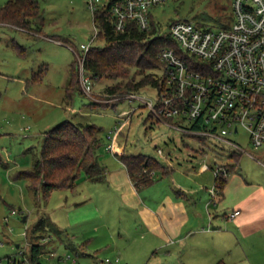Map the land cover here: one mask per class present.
<instances>
[{"label": "rangeland", "instance_id": "obj_1", "mask_svg": "<svg viewBox=\"0 0 264 264\" xmlns=\"http://www.w3.org/2000/svg\"><path fill=\"white\" fill-rule=\"evenodd\" d=\"M6 2L0 0V8ZM38 2L40 11L25 28L0 22V153L4 160L0 164V264H18L9 262V257L22 260L17 244L26 247L28 241L26 254L31 259L35 238H29L32 232L42 242L45 241L42 237H52L44 242L38 256L45 264H214L216 251L209 243L193 242L186 249L171 242L165 243V249L157 250L156 241L148 242L135 207L122 202L119 191L108 187L106 177L84 184L80 181L78 191L89 192V196H78V200L69 197L72 204L81 199H93L94 204L65 205L61 202L64 190H55L36 203L29 179L19 173L32 169L42 148L44 132L66 119L97 124L102 135L98 153L108 170L122 154L107 149L110 142L107 133L120 123L118 114L132 107L135 110L117 136V143L125 147V153L142 152L165 162L157 152V148H162L173 164L170 176L185 184L192 179L212 187L215 183L212 169L198 176L196 171L204 161L214 164L215 158L218 162H231L235 172L247 181L264 184V145L255 148L246 130L234 137L248 152L234 153L213 138L202 140L155 119L140 99L123 98L128 92L121 93L122 96L106 94V85L114 82L111 78L93 80L91 93H86L75 49L92 34L87 0ZM152 10L162 31H169V24L182 18L212 28L229 26L234 20L233 0H165ZM97 43L102 45L105 41L99 38ZM74 61L78 64L82 92L75 90L69 100L66 90ZM34 73L39 76L36 80ZM144 92L154 96L156 90L146 87ZM162 176L157 175L154 188L147 186L140 193L158 191L160 185L156 184L163 178L170 181ZM12 210L16 213L10 215ZM25 215L26 221L22 219ZM42 219L53 223V228L45 224L38 229ZM51 251L57 256H51ZM67 252L77 258L75 263L73 258L66 261L58 258ZM116 257L119 261L114 260ZM106 258L111 262H106Z\"/></svg>", "mask_w": 264, "mask_h": 264}, {"label": "built area", "instance_id": "obj_2", "mask_svg": "<svg viewBox=\"0 0 264 264\" xmlns=\"http://www.w3.org/2000/svg\"><path fill=\"white\" fill-rule=\"evenodd\" d=\"M164 2L87 0L92 14V34L87 42L75 49L86 93L90 94L93 89V79L84 69V60L90 47L99 39L96 13L107 8L118 32H124L131 23L141 30H149L152 20L156 21L153 7ZM233 13V22L219 28L204 26L188 18L173 21L169 31L178 49L165 46L158 52L162 67L157 78L164 81L162 89L154 96L131 91L123 98L140 99L155 119L185 133L213 138L233 152H248L234 135L244 129L255 148L264 145V0H233ZM134 110L132 107L121 111L118 114L120 123L107 133L110 140L107 149L114 154L125 153L124 147L117 143V136ZM157 152L171 164L162 148H157ZM200 168L213 171L215 183L211 192L214 197L218 196L217 182L222 178L228 180L236 170L228 160L218 162L216 158L214 164L204 161ZM239 212L236 209L231 216ZM15 213L16 210H12L10 215ZM25 234L27 236L28 232ZM28 245L29 241L26 247L18 246L22 260L9 257V262L31 264L26 254ZM51 256H57L56 252L51 251ZM58 258L77 261L71 254L62 258L58 255ZM114 260L119 261V257ZM105 261L111 262V259Z\"/></svg>", "mask_w": 264, "mask_h": 264}, {"label": "trees", "instance_id": "obj_3", "mask_svg": "<svg viewBox=\"0 0 264 264\" xmlns=\"http://www.w3.org/2000/svg\"><path fill=\"white\" fill-rule=\"evenodd\" d=\"M38 11V0H7L0 8V22L24 27ZM96 22L99 26V38H103L105 43H95L90 47L84 60L85 71L93 80L103 77L114 80L112 84L106 85V94L144 92L146 87H153L156 90L154 95H157L164 84V81L157 78L162 67L158 52L165 46L178 49L170 31H162L159 23L152 20L149 30H141L131 23L124 32H118L113 27L107 8L96 13ZM77 70L78 64L74 61L71 64L72 74L66 90L69 100L75 90L81 91ZM33 78L38 79V74L34 73ZM100 130L101 127L95 123H77L66 119L44 132L42 148L32 169L21 170L19 173L29 179L36 203L48 198L56 189L75 187L82 176L91 181L105 179L107 168L98 153L102 145ZM197 137L204 140L202 136ZM120 158L138 189L150 186L156 181L157 175H165L172 170L169 164L142 152L123 153ZM0 164H4L1 153ZM226 183L227 179L223 178L217 182L219 197L223 194ZM45 224L49 228L54 226L53 223L42 219L37 225L38 229ZM31 237L36 238V232H32L29 238ZM35 238L32 242L30 263L45 264L38 259L45 241L42 242L41 237L37 240ZM214 264L225 262L220 259Z\"/></svg>", "mask_w": 264, "mask_h": 264}, {"label": "crops", "instance_id": "obj_4", "mask_svg": "<svg viewBox=\"0 0 264 264\" xmlns=\"http://www.w3.org/2000/svg\"><path fill=\"white\" fill-rule=\"evenodd\" d=\"M165 164L168 165V162L165 161ZM169 166L172 167L171 172L162 177H169L170 181L163 178L156 184L160 185L156 188L158 191L150 190L145 194L140 193L141 190L134 185L120 156L107 170L108 187L119 191L122 202L135 207L149 237L148 242L156 241L157 250L165 249V243L171 242L186 249L193 242L196 245L209 243L215 247V261L222 259L225 264H264V184L251 183L243 175L233 172L223 194L214 197L211 187L202 182L191 179L190 183L185 184L178 181L176 176H170L172 162ZM207 170L199 166L196 174L202 175ZM80 181L84 184L91 180L82 176ZM154 184L150 185L151 189ZM56 190L65 191L61 202L70 207L94 204L93 199L70 203V195L74 200H78V196H89V192H79L77 185ZM236 209L240 212L231 216ZM22 219L26 221L27 215ZM67 254L69 252L63 255Z\"/></svg>", "mask_w": 264, "mask_h": 264}, {"label": "water", "instance_id": "obj_5", "mask_svg": "<svg viewBox=\"0 0 264 264\" xmlns=\"http://www.w3.org/2000/svg\"><path fill=\"white\" fill-rule=\"evenodd\" d=\"M19 244H17V246H18Z\"/></svg>", "mask_w": 264, "mask_h": 264}]
</instances>
